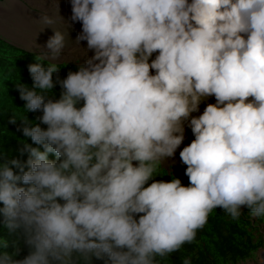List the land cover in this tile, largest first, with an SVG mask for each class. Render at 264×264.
<instances>
[{
  "label": "clouds",
  "instance_id": "obj_1",
  "mask_svg": "<svg viewBox=\"0 0 264 264\" xmlns=\"http://www.w3.org/2000/svg\"><path fill=\"white\" fill-rule=\"evenodd\" d=\"M69 3L33 17L38 53L5 41L34 54L15 87L39 115L9 120L24 139L0 157V264H159L213 209L264 220V0Z\"/></svg>",
  "mask_w": 264,
  "mask_h": 264
},
{
  "label": "trees",
  "instance_id": "obj_2",
  "mask_svg": "<svg viewBox=\"0 0 264 264\" xmlns=\"http://www.w3.org/2000/svg\"><path fill=\"white\" fill-rule=\"evenodd\" d=\"M34 54L20 50L0 39V157L16 155L18 142L23 140L21 133L16 131V125L10 124L13 116L17 122L24 116L34 120L39 113H26L24 101L19 98L15 85L25 83L31 87L32 80L28 72V64L34 63ZM46 63V62H45ZM60 76L67 74L76 66L60 65ZM59 93V86L55 89ZM35 122V121H33ZM187 185L188 178L180 172L173 174ZM171 175L165 169H158L156 179L170 180ZM238 220H232L221 209H213L205 225L197 230L194 240L185 243L177 252L165 257H157L159 264H182L184 257H191L192 264H238L239 260L250 259V253L264 247V237L259 235V225L264 220L255 222L247 216V209ZM6 230L0 225V236H6ZM11 239V237H9ZM4 251V249H0ZM7 251L13 249L9 247ZM27 249H22L20 257Z\"/></svg>",
  "mask_w": 264,
  "mask_h": 264
},
{
  "label": "rangeland",
  "instance_id": "obj_3",
  "mask_svg": "<svg viewBox=\"0 0 264 264\" xmlns=\"http://www.w3.org/2000/svg\"><path fill=\"white\" fill-rule=\"evenodd\" d=\"M58 2L60 4V14L67 19L71 15L69 0H58ZM25 5H27V7ZM39 11H48L49 14H54L51 0H0V38L10 44L18 45L31 52L38 53L39 49H37L35 45V38L36 34L40 31V25L34 21L33 17H38ZM54 27L63 29L64 25L57 23ZM80 27L79 23H75L68 28L72 41H75ZM51 35H53L52 28H45L43 32L39 33L36 43L43 46ZM73 47L75 46L70 45L69 48L66 49L65 56L62 57V59H74L79 55L78 52H72L71 49ZM68 65L76 66L75 60L69 62ZM187 131L191 132L190 130H186V132ZM184 144L187 143L184 141ZM169 164H172L171 160L166 162L168 167ZM185 167V165L179 162L178 149L175 156V163L171 168L176 170L182 168L185 172ZM256 221H254L255 224ZM258 225V233L264 237V223Z\"/></svg>",
  "mask_w": 264,
  "mask_h": 264
},
{
  "label": "bare ground",
  "instance_id": "obj_4",
  "mask_svg": "<svg viewBox=\"0 0 264 264\" xmlns=\"http://www.w3.org/2000/svg\"><path fill=\"white\" fill-rule=\"evenodd\" d=\"M191 139H193L192 134H191V132L187 131V132H186V139H185V142H186V143H189V142H187V141H191ZM183 146H184V145H181V147H183Z\"/></svg>",
  "mask_w": 264,
  "mask_h": 264
},
{
  "label": "water",
  "instance_id": "obj_5",
  "mask_svg": "<svg viewBox=\"0 0 264 264\" xmlns=\"http://www.w3.org/2000/svg\"><path fill=\"white\" fill-rule=\"evenodd\" d=\"M264 248V247H263Z\"/></svg>",
  "mask_w": 264,
  "mask_h": 264
}]
</instances>
